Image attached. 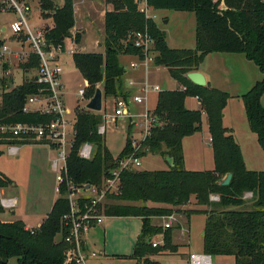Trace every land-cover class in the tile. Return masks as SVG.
Listing matches in <instances>:
<instances>
[{
    "label": "trees",
    "instance_id": "obj_1",
    "mask_svg": "<svg viewBox=\"0 0 264 264\" xmlns=\"http://www.w3.org/2000/svg\"><path fill=\"white\" fill-rule=\"evenodd\" d=\"M38 2L45 18H50L53 23L51 28L44 30L47 42L57 45L72 38L73 1L64 0L61 6L51 0ZM104 2L112 7L103 19L104 53L77 52L72 57L75 69L86 84L85 98L91 99L98 87L104 99L128 97V92L121 87L124 68L120 66L119 56L143 59L142 50L134 46L132 39L140 32H147L154 40L153 64L166 68L180 85L176 90L158 93L153 110L157 124L144 141L147 152L140 153L141 157L147 153L168 157L171 160L169 169L122 171L120 195L110 196L109 199L116 202L103 207L106 217L141 219V232L130 258L136 264H160L151 257L174 254L177 248L171 243L172 228L156 227L150 219L179 214L178 207L195 203L197 208L185 213L187 218L192 214L206 216L202 232L204 254L233 256L234 264H264V171L246 168L239 145L222 126V111L229 95L208 85L196 86L186 78L187 73L198 70L200 62L210 53H240L255 64L263 79L240 98L248 129L256 135L264 152V106L260 102L264 93V0H145L153 11L194 13V49L169 48L165 32L154 21L145 19L136 0ZM74 42L79 44V34L74 35ZM38 65L39 58L30 54L19 67L27 74ZM2 85L0 124H45L51 119L38 113L22 112L27 98L40 88L32 76L11 91H6L4 81ZM187 97L197 98L200 109H187ZM202 114L207 117L214 168L188 171L184 169L182 142L201 132ZM75 116V138L67 159V176L78 187L84 184L100 187L107 171L116 169L117 160L131 151L130 126L122 150L113 156L104 138L97 134V127L102 122L100 113L77 110ZM85 142L94 148L90 160L77 156L78 147ZM5 144L0 142V145ZM228 173L232 174L231 181L222 186L221 181ZM10 183L0 172V189L9 187ZM248 194L252 209H238L245 206ZM210 196H218L219 201H210ZM67 210V201L57 198L34 232L27 230L20 220L7 222L0 219V264H7L10 257H16L19 264H64L67 247L61 238H56L62 230L61 217ZM4 213L0 204V215ZM159 234L163 236L162 245L152 247L153 238Z\"/></svg>",
    "mask_w": 264,
    "mask_h": 264
},
{
    "label": "rangeland",
    "instance_id": "obj_2",
    "mask_svg": "<svg viewBox=\"0 0 264 264\" xmlns=\"http://www.w3.org/2000/svg\"><path fill=\"white\" fill-rule=\"evenodd\" d=\"M18 2V0H15ZM55 5L61 6L64 0H51ZM73 7L74 1L76 2V18L77 22L85 29L81 46H77L76 50L80 53L102 51L97 46V42L103 40V20L101 16H98L96 22H91L88 18L85 19L83 4L81 0H72ZM97 3L100 1L96 0ZM30 9L31 14L26 15V18L31 27L51 28L53 26L52 20L45 22L44 13L40 7L38 0H24ZM50 11V10H49ZM157 15L156 22L163 28L169 37L170 47H181V49H194V31H195V15L192 13H179L173 11H155ZM169 17L167 25H162V21ZM16 19V15L7 6L0 10V52L3 46L7 47L8 52L0 54V103L1 95L3 93V81L7 86L6 91H11L27 77H33L34 71H29L25 74L19 67L24 62V58L21 55H15L16 51L21 52L22 48L24 52H29V46L27 43L19 42L15 39L13 33L9 29L10 23ZM75 26V24H74ZM2 28H5L3 30ZM72 30H75L73 27ZM80 35V34H79ZM82 35H80L81 39ZM20 40V39H19ZM180 49V48H177ZM215 53L207 54L198 65L200 71L208 73L212 76V80L217 90L226 92L229 98L226 101L225 107L222 111V118L225 116V124L222 126L228 130L231 127L232 137L240 145V150L246 167L248 170L264 171V153L259 147L255 134L253 135L247 127L245 118L244 106L240 99L232 98L231 95L239 94L240 87L242 86L243 79L250 80L254 77H261V73L257 66L252 62L244 58V56L238 55L231 63L228 59L231 57L221 55L228 53H221L220 55H214ZM219 54V53H216ZM239 54V53H236ZM63 65V81L65 85V96L67 105L71 108L82 107L84 104L77 95L79 89H85L86 84L80 73L75 69L72 57L66 56L61 59ZM125 60L120 61V66L123 68L127 66ZM231 63V64H230ZM232 65V66H230ZM137 79H128L134 81L136 84H143L145 80L144 69H139ZM147 84L150 86H159L163 90H176L180 87L176 80H174L168 70L162 66H155L152 62L149 63L146 74ZM255 82V80H254ZM240 86V87H239ZM210 87V86H209ZM212 88V87H210ZM215 89V88H213ZM239 89V91H238ZM157 94L152 93L148 98V108L153 111L156 102ZM104 104H106V112L111 113L113 109V102L115 98H103ZM185 101L191 106V109H200L199 101H196L194 97H187ZM262 106H264V93L260 99ZM200 103V102H199ZM141 107V106H140ZM142 112V108H138L135 114ZM136 123L140 122L139 118L135 119ZM202 130L196 133L192 137L188 138L184 142V169L186 170H199L209 168L212 163L213 150L211 146V139L208 130L207 117L202 115ZM130 126L126 119H118L115 123L106 122V133L104 138L106 147L110 150L113 156H117L123 148L126 140L127 127ZM130 134L134 139H139V128L131 126ZM229 134V133H228ZM231 135V134H230ZM57 157L54 150L49 149L45 145L40 144H24L19 145L17 154H8L6 147L0 145V172L10 180V185L7 188L0 189V198H15L16 207L13 209L15 213L10 215V211H5L2 217L21 218L32 228L27 229L34 232L38 225L46 218L53 202L57 199V195L54 192L56 185L55 174L51 170V161ZM201 160L200 163L198 161ZM252 163L254 164L253 166ZM251 164V165H250ZM171 165V161L168 157L161 156L159 154L147 153L141 159V166L139 170L157 171L167 170ZM225 178V177H224ZM223 178V179H224ZM249 195V194H248ZM246 204L242 208L238 209H250L251 197H246ZM115 200L108 199L106 204L114 203ZM217 202V201H212ZM195 203L189 204V209H196ZM252 209V208H251ZM179 220L181 224L186 227V224L182 218ZM183 215V214H182ZM106 219V218H105ZM5 220V219H3ZM110 225L109 230H106L103 238V243L106 246V251H112L114 246H119L120 251L124 253H132L133 244L139 234L141 227L140 218H129L124 220L107 219ZM204 218L201 216H193L190 225V240L193 247L200 245V227H203ZM152 222V220L150 219ZM154 226L162 225V220H157ZM177 225H174L172 230H176ZM131 235L134 237L131 239ZM157 236V235H156ZM96 239H99V246L102 248V234H96ZM59 240V237L56 238ZM101 240V243H100ZM184 252V250H183ZM111 252H109L110 254ZM200 254V253H199ZM129 255V254H128ZM213 260L217 259V264H234L233 256H219L213 257ZM172 258L162 255L156 256V260L162 264H174ZM134 261L133 259H125ZM7 264H19L16 257H10L7 260ZM103 264H132L128 261L122 263L108 259ZM182 264V263H180Z\"/></svg>",
    "mask_w": 264,
    "mask_h": 264
},
{
    "label": "built area",
    "instance_id": "obj_3",
    "mask_svg": "<svg viewBox=\"0 0 264 264\" xmlns=\"http://www.w3.org/2000/svg\"><path fill=\"white\" fill-rule=\"evenodd\" d=\"M7 6L16 15L9 29L18 41L27 43L29 52H17L26 61L30 54H35L39 58L38 68L33 76L34 81L40 86L38 92L29 96L22 108L25 114L38 113L51 117L45 124H0V142H6L4 146L8 154L15 155L19 150V145L42 144L54 150L57 157L51 161V170L55 174L56 185L54 192L57 198L67 201L68 210L61 217V233L58 236L66 244L64 251V264H88L89 258L96 257L95 252L89 250L88 234L96 226L103 223L106 216L104 205L110 196L120 195V174L124 170H139L141 166V151L147 152L144 141L150 136L151 130L157 124L156 116L148 108V98L152 93H160L159 86H150L146 81L147 68L153 62L152 48L154 40L147 32L135 33L133 44L143 52V59L131 63L132 69L143 68L144 83L136 84L129 80L127 86L130 88L127 98H117L114 101L111 113L106 112L102 107L100 113L102 122L97 127V134L101 137L106 133V122L115 123L118 119H126L130 127L139 128L140 137L134 139L131 136L128 155L117 160V168L107 171L102 185L92 186L84 184L76 186L67 176V159L74 145L75 121L70 119V111L63 101V84L61 80L62 63L65 56H73L76 53L74 36L67 38L62 44L53 45L47 42L45 32L42 28L31 27L26 15L31 12L30 7L24 2L15 0H0V10ZM139 11L145 19L155 21L156 15L150 12L146 2L138 6ZM68 42V44L66 43ZM7 47L3 46L0 54L7 53ZM183 90H185L183 88ZM79 99L85 105L78 107L79 110H86L84 89L77 93ZM133 106H141L142 112L135 114L131 111ZM140 122L136 123L135 119ZM13 142H16L13 144ZM93 145L82 143L77 149V156L83 160H90L93 155ZM86 186H89L88 188ZM249 195H246L247 197ZM210 201H219L218 196H210ZM0 204L5 211H12L16 207L15 198H0ZM162 220L161 227L171 229L177 225L181 234H186L187 228L181 224L179 216L171 213L167 216L159 217ZM162 245L161 242L152 241V247ZM211 256L204 253H190L187 264H211Z\"/></svg>",
    "mask_w": 264,
    "mask_h": 264
},
{
    "label": "crops",
    "instance_id": "obj_4",
    "mask_svg": "<svg viewBox=\"0 0 264 264\" xmlns=\"http://www.w3.org/2000/svg\"><path fill=\"white\" fill-rule=\"evenodd\" d=\"M98 1H100V3H97V1L96 0H81V2H82V6H83V9L82 10H84V14L86 15V17L84 16V18L85 19H89L91 22H96V20H94V19H98V16H101L102 17V20L104 19V14H105V12H107V11H110V10H112V7L110 6V5H107L105 2H104V0H98ZM136 2H137V4H138V6H140L141 4H142V2H145V0H136ZM57 6V5H56ZM220 7H222V6H220ZM75 10H76V2L74 1V18H75V26H74V28H75V30H72V32H71V34H72V36H74L75 34H80V35H82V37H81V39H80V42H79V44H75V50H76V47L77 46H81L80 44H82V39H83V35H84V33H85V29H84V27L81 25V23H79V22H77V18H76V13H75ZM161 11H167V10H161ZM150 12H152L153 14H155L156 15V13H155V11H153V10H151L150 9ZM173 12H175V11H173ZM179 13H192V12H179ZM192 14H194V13H192ZM31 14H29V16H30ZM156 17H157V15H156ZM49 20H50V18L49 19H46L45 20V22L47 23V22H49ZM156 24H157V26L159 27V29H161L162 31H164L165 32V30L163 29V28H161L159 25H158V23L156 22V20L154 21ZM168 22H169V17L168 16H166V18L162 21V25H167L168 24ZM41 28H42V25L40 26ZM52 27V26H51ZM3 30H5V28H2ZM43 30H44V28H42ZM165 34H166V32H165ZM15 37V36H14ZM15 39L16 40H19L17 37H15ZM194 40H195V31H194ZM20 42V41H19ZM103 42H104V30H103V40H101V41H98L97 42V46H98V48L99 49H102V51H92V52H86V53H104V46H103ZM66 43L68 44V42L66 41ZM166 43H167V46L169 47V48H171V49H177V48H180L181 49V47H170L169 46V37L167 36V34H166ZM22 45V44H21ZM194 46H195V42H194ZM22 50H23V48H22ZM22 50H21V52H22ZM17 52H19V51H16L15 52V55H17L16 53ZM78 51L76 50V53H77ZM213 54V53H212ZM221 53H219V54H214V55H220ZM221 55H225V56H228V55H230L229 57H231V59H228V61H230L231 63L235 60V57H237L238 55H241L240 53L239 54H236V53H228V54H221ZM243 55V54H242ZM244 56V55H243ZM66 57V56H65ZM69 57H73V56H69ZM64 58V57H63ZM244 58H245V56H244ZM246 59V58H245ZM73 60V59H72ZM121 60H125V62H127L126 64H127V66H125L124 67V75L122 76V78H121V87H122V89L124 90V91H126V92H130V88L127 86V82L129 81L128 79H137L138 77V74H136L137 72L139 73L140 72V70L139 69H141L140 67L138 68V69H132L131 67H130V64L131 63H134V62H137L138 61V59H137V57H135V56H129V55H121V56H119V63H120V61ZM62 63V62H61ZM153 63V62H152ZM230 63V64H231ZM230 66H232V65H230ZM198 72H200V73H202L203 75H204V77H205V80H206V85H208V86H210V87H212V88H217L218 89V87H216V84H214V81L212 80V76L211 75H208V73H206V72H204V71H200L199 69L197 70ZM261 73V72H260ZM63 65H62V75H61V80H62V84H63V101H64V103H65V105H66V107H67V109L70 111V119H72V120H74L75 121V118H76V116H75V114H76V111L77 110H79V108L77 107H75V108H71L70 106H68L67 105V102H66V96H65V91H64V89H65V85H64V81H63ZM145 76V75H144ZM261 77H254V79L252 78V80H250V78L248 77L247 79L245 78V79H243V81H242V86L243 87H240V91H239V89H238V91H239V94H235V95H231L232 96V98H237V99H240V101H241V103H242V100H241V98H240V96L242 95V94H244L245 92H247L256 82H258V81H260V80H262L263 79V75L261 74L260 75ZM27 78H30V77H27ZM254 80H255V82H254ZM98 86H100V85H98ZM7 87V86H6ZM99 88V87H98ZM82 89V88H81ZM81 89H79V90H81ZM100 89V88H99ZM78 90V91H79ZM85 90V89H84ZM102 92V91H101ZM158 95V94H157ZM194 99L196 100V101H198V99L197 98H195L194 97ZM85 100L86 101H88L89 102V100L90 99H86L85 98ZM106 100V99H105ZM157 100V99H156ZM113 104H114V102H113ZM198 104H200L199 102H198ZM156 106V105H155ZM102 107H104L105 109H106V104H104V100H103V96H102ZM185 107L187 108V109H189V110H192L191 109V106H189L188 105V103L185 101ZM138 108L140 109L141 107L140 106H133L132 108H131V111H134V112H136V110H138ZM155 108V107H154ZM101 110H102V108H101ZM154 110V109H153ZM194 110H197V109H194ZM86 111H88V110H86ZM101 112V111H100ZM99 113V112H98ZM202 115H205V114H202ZM225 116H226V114H224V116H223V118H222V124L224 123L225 124V122H224V120H225ZM246 118V117H245ZM226 128H229L230 130H232V128L231 127H227V126H225ZM248 127V126H247ZM131 128V127H130ZM228 129V130H229ZM202 130V129H201ZM249 130V129H248ZM127 131H128V127H127ZM228 133L229 134H231L232 135V132L230 131H228ZM253 134V133H252ZM195 135V134H194ZM254 135V134H253ZM193 136V135H192ZM192 136H190V137H192ZM256 136V135H255ZM190 137H187V138H185L184 140H183V142H182V147H183V153H184V142H185V140L186 139H188V138H190ZM256 141H257V139H256ZM258 143V142H257ZM237 144H238V142H237ZM259 145V144H258ZM239 147H240V145H239ZM260 147V146H259ZM108 149V148H107ZM109 150V149H108ZM122 150V149H121ZM262 150V149H261ZM110 151V150H109ZM111 153V152H110ZM120 153V152H119ZM264 153V152H263ZM112 154V153H111ZM113 155V154H112ZM183 156H184V154H183ZM244 160V159H243ZM201 162V160H199L198 161V163H200ZM245 163V162H244ZM251 165V164H250ZM254 164L252 163V165L251 166H253ZM245 166H246V163H245ZM213 168H214V161H213V156H212V163H211V166L209 167V168H202V169H199V170H188V171H211V170H213ZM247 168V167H246ZM186 170V169H185ZM252 171H255V170H252ZM55 202V201H54ZM53 202V203H54ZM53 205V204H52ZM52 207V206H51ZM178 210H180V213L179 214H181L180 216V218H182L183 220H184V222H185V224H186V228H187V232H186V234H181V232L178 230V229H176V230H172V233H171V243L173 244V245H175L176 246V252L174 253V254H172V255H162L163 257H166V256H168V257H170V258H172L171 260L173 261V263L174 264H180V263H182V264H187V258H188V255L190 254V253H203V242H202V232H203V227H204V223H205V219H206V216L205 215H203V214H192V215H190L188 218H187V215H186V213H185V211H187L188 209H189V205H186V206H182V207H178L177 208ZM50 210H51V208H50ZM50 210H49V212H50ZM48 212V213H49ZM10 213V215H13L14 213H15V211H10L9 212ZM47 213V214H48ZM183 214V215H182ZM179 216V215H178ZM193 216H201V217H203L204 218V220H203V227H200V231H199V235H200V241H201V243H200V245L199 246H197V247H193L192 246V243H191V240H190V225H191V219H192V217ZM130 217H106V219L103 221V223L102 224H100V225H98V226H96L95 228H93L90 232H89V234H88V244H89V250L91 251V252H95L96 253V257H94V258H89L88 259V264H103V263H105V262H107L108 261V259H112L113 261H118V262H122V263H124V262H126V261H128V262H130V263H132L133 264V262H131L130 260H125V259H129L130 258V256H131V254L130 253H124L123 251H120V247L119 246H114L113 247V249H112V251H106V246L104 245V243H103V238H104V236H105V233H106V230H109V228H110V225L112 224V223H109L108 222V220L107 219H118V220H124V219H129ZM132 218V217H131ZM1 219V218H0ZM3 219H5V220H3ZM1 220H3V221H7V222H12V221H17V220H20V221H22L23 223H24V225H25V228L26 229H30V228H32V227H30L26 222H25V220H23V219H21V218H13V217H10V218H8V217H2V219ZM151 220H152V224L154 225V223H157L158 221L157 220H159V218H151ZM40 225H38L36 228H38ZM141 226H142V223H141ZM32 229H35V228H32ZM140 232H141V227H140V231H139V234L137 233V235H135V236H137L136 237V239H135V242H134V244H133V248H134V245H135V243H136V241H137V238H138V236L140 235ZM96 234H102V248L99 246V239H96ZM131 239H133L134 237L131 235V237H130ZM162 238H163V236L161 235V234H159V235H157V236H155L154 238H153V240L152 241H154V242H161L162 241ZM100 243H101V240H100ZM183 250H184V252H183ZM109 252H111L110 254H109ZM129 254V255H128ZM213 257H219V256H213ZM212 256H211V261H212V263L211 264H217V259L218 258H216V260H213L214 258H213ZM131 259V258H130ZM151 259L152 260H154V261H158V260H156V256L155 257H151ZM134 261V264H136V261L135 260H133ZM160 264H162L160 261H158Z\"/></svg>",
    "mask_w": 264,
    "mask_h": 264
},
{
    "label": "water",
    "instance_id": "obj_5",
    "mask_svg": "<svg viewBox=\"0 0 264 264\" xmlns=\"http://www.w3.org/2000/svg\"><path fill=\"white\" fill-rule=\"evenodd\" d=\"M103 68H101V73H103ZM186 78L194 85L199 87H205L206 86V80L202 73L195 71V72H189L186 74ZM86 110L92 111V112H100L102 108V92L99 88L96 89L93 97L89 100V102L86 104ZM171 161V160H170ZM232 178V174L228 173L225 178L221 181L222 186H227ZM87 188L89 186H86Z\"/></svg>",
    "mask_w": 264,
    "mask_h": 264
}]
</instances>
